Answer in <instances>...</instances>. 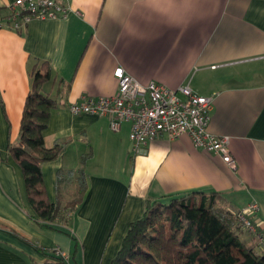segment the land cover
Instances as JSON below:
<instances>
[{"label": "crops", "instance_id": "0c3cea01", "mask_svg": "<svg viewBox=\"0 0 264 264\" xmlns=\"http://www.w3.org/2000/svg\"><path fill=\"white\" fill-rule=\"evenodd\" d=\"M12 1L0 0V264H58L56 250L76 264H110L146 199L195 190L222 193L233 212L257 203L250 219L261 238L244 228L240 237L264 251V0H68L67 17L20 30L5 21ZM41 63L51 72L42 91L58 102L44 144L64 146L41 164L48 199H56L58 169L74 171L62 205L76 194L80 167L87 178L83 201L55 228L40 223L8 151ZM118 66L142 84L215 93L208 129L229 137L236 169L186 133L158 136L136 154L129 123L114 132L107 116L72 114L70 103L116 92Z\"/></svg>", "mask_w": 264, "mask_h": 264}, {"label": "trees", "instance_id": "16d2710c", "mask_svg": "<svg viewBox=\"0 0 264 264\" xmlns=\"http://www.w3.org/2000/svg\"><path fill=\"white\" fill-rule=\"evenodd\" d=\"M50 79L46 63L32 71L18 143L10 144L8 151L23 173L29 203L40 223L51 228L63 210L66 214L74 211L83 201L87 178L80 167L76 194L62 205V184L74 171L58 169L56 199L54 202L48 199L41 164L57 159L64 149L61 143L50 148L44 144L50 112L58 105L54 97L42 91ZM85 160L86 156H82L81 163ZM223 199L220 192L199 190L146 199L142 216L129 223L110 264H264V251L240 237L242 228L250 230L241 223L237 212L222 205ZM250 232L259 239L258 230ZM55 258L58 264H76L60 256Z\"/></svg>", "mask_w": 264, "mask_h": 264}, {"label": "built area", "instance_id": "2783aa9c", "mask_svg": "<svg viewBox=\"0 0 264 264\" xmlns=\"http://www.w3.org/2000/svg\"><path fill=\"white\" fill-rule=\"evenodd\" d=\"M5 8V21L12 30H20L33 19L65 18L71 10L68 0H13ZM113 75L117 81L114 94L84 97L70 103V112L74 115L107 116L109 127L114 132L123 123H129L133 153L144 152L147 144L158 136L165 135L174 140L186 133L196 147L219 156L229 168L236 169L229 137L208 129L215 93L198 94L188 83L177 89L155 81L142 84L121 66L114 69ZM257 211L258 204L252 202L236 213L241 223L252 232H256L257 228L250 216ZM258 237L261 238L259 234ZM53 253L68 261V256L60 250Z\"/></svg>", "mask_w": 264, "mask_h": 264}]
</instances>
